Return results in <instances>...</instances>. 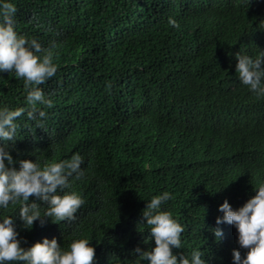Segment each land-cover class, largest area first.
I'll use <instances>...</instances> for the list:
<instances>
[{"label":"trees","instance_id":"obj_1","mask_svg":"<svg viewBox=\"0 0 264 264\" xmlns=\"http://www.w3.org/2000/svg\"><path fill=\"white\" fill-rule=\"evenodd\" d=\"M4 2L17 9V34L53 48L58 68L39 86L53 101L43 129L25 112L14 141H0L9 145V167L76 153L85 161L84 177L64 190L85 200L75 222L46 217L26 229L20 205L0 209L21 247L55 238L67 250L88 239L94 264H150L135 253L156 246L143 212L167 191L173 198L161 210L185 228L174 255L191 262L200 250L206 264H233L239 251L243 259L235 226L216 220L225 200L239 210L264 183V97L236 71L238 53L264 52V0ZM26 97L23 79L0 72V108H28ZM29 203L42 214L48 207Z\"/></svg>","mask_w":264,"mask_h":264},{"label":"clouds","instance_id":"obj_2","mask_svg":"<svg viewBox=\"0 0 264 264\" xmlns=\"http://www.w3.org/2000/svg\"><path fill=\"white\" fill-rule=\"evenodd\" d=\"M16 12L14 4L0 3V72H14L18 79H23L28 108H0V141L5 142L14 141L18 129L15 121L25 112L28 120L36 122V128L43 129V121L47 119V110L53 107V101L39 86L54 77L58 70L53 63V48L45 49L36 39L28 40L17 34ZM168 23L174 28L180 27L175 19L169 18ZM236 60V71L242 84L257 98L264 97V52L255 58L238 53ZM8 147V144L0 146V209L7 210L10 204L20 205L19 217L26 229H31L38 220L43 227L46 217L58 222H75L85 200L76 191L64 190L71 189L74 181L84 177V158L76 153L70 159L45 162L43 166L38 161L22 160L17 171L9 167L14 161ZM58 190L64 194H57ZM255 192L256 195L239 210L234 211L227 200L219 208L224 215L216 220L217 225L235 226L240 247L248 250L243 259L239 251H233V264H264V183L259 184ZM30 197L47 204L43 214L41 204L29 203ZM172 198L165 191L147 203L143 218L156 246L151 251L137 247L138 260L150 264H206L202 258L204 252L200 250L192 252L191 262L184 255L178 258L173 254V249L182 247L185 228L173 218L171 211L161 210ZM214 235L220 237L222 232L217 229ZM17 237L12 217L5 216L0 222V264H94L95 261V248L89 246L88 239L73 240L67 250L62 249L55 238L44 239L25 249Z\"/></svg>","mask_w":264,"mask_h":264}]
</instances>
